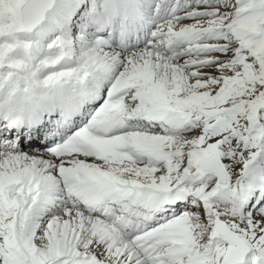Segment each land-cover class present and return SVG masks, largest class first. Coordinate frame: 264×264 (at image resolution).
<instances>
[{
  "label": "snow or ice",
  "instance_id": "6c2138e0",
  "mask_svg": "<svg viewBox=\"0 0 264 264\" xmlns=\"http://www.w3.org/2000/svg\"><path fill=\"white\" fill-rule=\"evenodd\" d=\"M0 264H264V0H0Z\"/></svg>",
  "mask_w": 264,
  "mask_h": 264
}]
</instances>
